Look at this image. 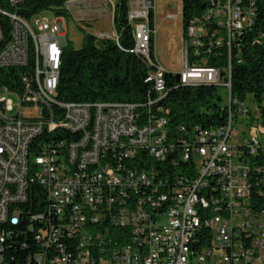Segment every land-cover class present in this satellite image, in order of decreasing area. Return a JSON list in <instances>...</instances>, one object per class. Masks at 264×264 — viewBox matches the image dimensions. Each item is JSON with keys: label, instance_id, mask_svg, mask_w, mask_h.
Instances as JSON below:
<instances>
[{"label": "built area", "instance_id": "2783aa9c", "mask_svg": "<svg viewBox=\"0 0 264 264\" xmlns=\"http://www.w3.org/2000/svg\"><path fill=\"white\" fill-rule=\"evenodd\" d=\"M22 2L0 5V73L17 76L0 84V264H264V98L231 82L245 45L264 43L256 0H205L189 19L174 89L228 100L221 124L175 130L151 1L127 14V52L150 68L139 103L58 101L64 33L43 12L22 18Z\"/></svg>", "mask_w": 264, "mask_h": 264}, {"label": "trees", "instance_id": "16d2710c", "mask_svg": "<svg viewBox=\"0 0 264 264\" xmlns=\"http://www.w3.org/2000/svg\"><path fill=\"white\" fill-rule=\"evenodd\" d=\"M75 0H23L18 7V14L29 20L37 13L52 12L56 16L65 15V5ZM113 30L117 42L113 39L97 40L86 35L83 45L78 50H62L57 99L64 103H139L149 91L144 83L150 68L139 56L127 51L134 46L133 29L128 22L127 14L130 0H113ZM153 3V0H149ZM5 6V0H0ZM205 0H181V20L183 35L189 19L202 12ZM258 19L254 30L264 37V0H256ZM4 32L8 35L9 26L2 19ZM150 27L154 28V14L150 13ZM252 34V33H250ZM150 57L154 59V39L150 42ZM243 64L233 69L232 94L246 93L258 96L264 90V43L260 46L245 45ZM209 66H216L210 61ZM5 74V78L2 76ZM10 77V78H9ZM13 73L1 72L0 84L16 80ZM4 79V80H2ZM167 95L164 105L169 109V125L172 130L178 126L219 125L224 115L218 103L221 98L215 87H178L176 75L165 74ZM10 253H14L10 251Z\"/></svg>", "mask_w": 264, "mask_h": 264}, {"label": "rangeland", "instance_id": "374dc122", "mask_svg": "<svg viewBox=\"0 0 264 264\" xmlns=\"http://www.w3.org/2000/svg\"><path fill=\"white\" fill-rule=\"evenodd\" d=\"M65 10L64 16H56L52 12L43 14V17L49 21L58 20L57 24L64 33L63 49L65 51L80 49L86 35L94 37L103 31L110 37L114 36L111 22L113 18L112 4L96 0H79L66 3ZM153 11L155 20L154 57L166 72L179 75L183 71V40L185 37L181 20V0H153ZM37 19L38 16L32 18L33 21ZM217 89L221 98L218 106L223 108L227 103L228 95L223 88ZM261 97L264 98V90ZM10 98L16 105L17 100L12 96ZM252 99H254L253 95H247V101ZM248 105L256 106L253 101H250ZM20 111L24 116H32L35 112L38 113L39 107L31 109L25 106Z\"/></svg>", "mask_w": 264, "mask_h": 264}, {"label": "crops", "instance_id": "0c3cea01", "mask_svg": "<svg viewBox=\"0 0 264 264\" xmlns=\"http://www.w3.org/2000/svg\"><path fill=\"white\" fill-rule=\"evenodd\" d=\"M75 1H79V0H75ZM75 1H71V2H75ZM96 1H100V2H106V3H110V4H114V1L112 0H96ZM103 12H104V10H103ZM113 13V12H112ZM111 22H112V20H111ZM154 22H155V20H154ZM155 26V25H154ZM112 27H113V25H112Z\"/></svg>", "mask_w": 264, "mask_h": 264}, {"label": "water", "instance_id": "95a60500", "mask_svg": "<svg viewBox=\"0 0 264 264\" xmlns=\"http://www.w3.org/2000/svg\"><path fill=\"white\" fill-rule=\"evenodd\" d=\"M178 80H179V75L177 74V75H176V81H178Z\"/></svg>", "mask_w": 264, "mask_h": 264}, {"label": "bare ground", "instance_id": "6f19581e", "mask_svg": "<svg viewBox=\"0 0 264 264\" xmlns=\"http://www.w3.org/2000/svg\"><path fill=\"white\" fill-rule=\"evenodd\" d=\"M184 36H185V34H184Z\"/></svg>", "mask_w": 264, "mask_h": 264}]
</instances>
